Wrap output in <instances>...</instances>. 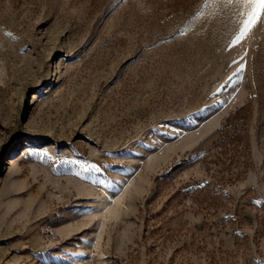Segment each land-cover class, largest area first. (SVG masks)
Masks as SVG:
<instances>
[{"label":"rangeland","instance_id":"rangeland-1","mask_svg":"<svg viewBox=\"0 0 264 264\" xmlns=\"http://www.w3.org/2000/svg\"><path fill=\"white\" fill-rule=\"evenodd\" d=\"M249 11L0 0V264H264Z\"/></svg>","mask_w":264,"mask_h":264},{"label":"snow or ice","instance_id":"snow-or-ice-1","mask_svg":"<svg viewBox=\"0 0 264 264\" xmlns=\"http://www.w3.org/2000/svg\"><path fill=\"white\" fill-rule=\"evenodd\" d=\"M246 5L250 8L247 19L242 22L239 33L233 40V44L242 40L250 29L258 22V17L264 13V0H245Z\"/></svg>","mask_w":264,"mask_h":264},{"label":"bare ground","instance_id":"bare-ground-1","mask_svg":"<svg viewBox=\"0 0 264 264\" xmlns=\"http://www.w3.org/2000/svg\"><path fill=\"white\" fill-rule=\"evenodd\" d=\"M202 135V134H201ZM204 135V134H203ZM11 164L13 163V162H10ZM108 196H107V198H105V200L103 201V203H101L100 204V206H101V209H103V207H104V205H105V202L108 200ZM105 210V209H104ZM111 213H114V212H116V210H111L110 211ZM102 213H104V211L102 210Z\"/></svg>","mask_w":264,"mask_h":264}]
</instances>
